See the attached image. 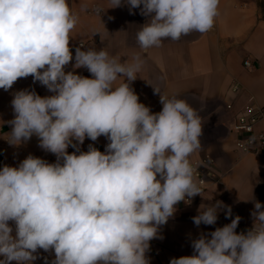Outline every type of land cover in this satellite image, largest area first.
<instances>
[{
	"label": "clouds",
	"instance_id": "1",
	"mask_svg": "<svg viewBox=\"0 0 264 264\" xmlns=\"http://www.w3.org/2000/svg\"><path fill=\"white\" fill-rule=\"evenodd\" d=\"M219 3L110 0V8L126 4L130 14L139 8L149 17L136 32L138 45L147 50L210 31ZM77 23L68 0H0V89L31 76L53 93L13 94L7 141L19 146L35 135L39 147L57 157L49 163L29 155L17 167L0 168V264H33L39 249L54 250L52 264H150V241L163 239L160 227L176 205L201 196L202 182H196L190 161L201 149L200 110L155 87L160 112L139 102L130 87L144 67L139 55L127 63L106 48L77 47L73 68H86L92 78L66 72ZM101 136L109 141L104 152L91 144L80 151L86 137ZM70 146L76 149L71 154ZM202 205L192 218L196 226L215 225L220 210L226 209V218L232 215L222 201ZM262 208L256 201L246 233L236 232V216L201 233L192 241L193 254L170 264H264Z\"/></svg>",
	"mask_w": 264,
	"mask_h": 264
},
{
	"label": "crops",
	"instance_id": "2",
	"mask_svg": "<svg viewBox=\"0 0 264 264\" xmlns=\"http://www.w3.org/2000/svg\"><path fill=\"white\" fill-rule=\"evenodd\" d=\"M68 3L78 16V23L70 33L73 61L66 66V72L92 78L86 68H73L72 47L77 41H85L87 49L106 48L121 62L132 63L139 55L144 67L130 84L139 102L158 113L162 110L161 94L185 99L200 110L204 121L201 149L192 154L190 161L210 155L218 180L190 203L181 201L176 205L174 216L160 227L163 239L150 241L146 253L150 264H170L172 258L192 255L194 239L231 223L236 216L241 217L237 233L242 225L253 224L251 213L255 202L264 206V148L255 152L235 149L234 140L239 134L232 124L235 113L246 103H264V0H220L219 14L210 31L192 33L179 41L165 40L161 47L147 50L136 41V32L149 19L140 14L139 8L130 14L126 4L110 8V0H68ZM245 58L252 61L251 68L244 67ZM233 84L238 86L235 92L231 90ZM153 87L159 88L161 94L154 93ZM24 89L34 90L42 97L53 95L39 82L34 83L31 76L18 79L8 91L0 89V164L17 167L29 155L55 163V154L39 147L35 135L19 146L7 141V133L12 130L8 121L14 119L13 94ZM229 103L231 108L226 107ZM261 131L264 121L255 126V133ZM85 139L101 152L109 143L104 136L96 141ZM217 201L231 207V217L226 218V209L220 210L215 225L196 226L192 218L198 215L200 206ZM9 224L15 235L14 223ZM35 255L38 258L33 264H52L55 259L52 250L39 249Z\"/></svg>",
	"mask_w": 264,
	"mask_h": 264
},
{
	"label": "built area",
	"instance_id": "3",
	"mask_svg": "<svg viewBox=\"0 0 264 264\" xmlns=\"http://www.w3.org/2000/svg\"><path fill=\"white\" fill-rule=\"evenodd\" d=\"M77 47H81V50H87L85 41H77L73 45V49ZM243 65L246 68L252 67V61L248 58L243 60ZM232 91H237L238 86L233 84L231 86ZM227 108H231L232 104H227ZM264 121V103L257 104L253 102L246 103L240 108L234 116V121L232 124V129L239 134L238 137L234 140V147L238 151L242 152H255L260 148H264V131L255 133V126L258 122ZM73 143H78L74 141ZM89 143L84 141L82 145H79L80 151H87ZM69 154L76 151L75 148L69 147L67 149ZM78 154V153H77ZM191 163L196 168L195 172V180L197 183L202 182V193H204L212 184L216 183L218 180V174L214 170V161L210 157V155L206 154L200 158L191 160ZM4 164H0V168H2ZM192 198L190 199L191 202ZM185 203H190L188 201H184ZM253 224H245L242 225L239 229V233L245 232L251 229ZM52 254H54V250H52ZM44 261H49V258H44Z\"/></svg>",
	"mask_w": 264,
	"mask_h": 264
}]
</instances>
